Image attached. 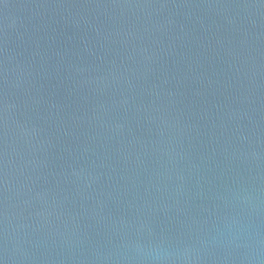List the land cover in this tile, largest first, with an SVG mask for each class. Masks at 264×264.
<instances>
[{
    "label": "water",
    "instance_id": "obj_1",
    "mask_svg": "<svg viewBox=\"0 0 264 264\" xmlns=\"http://www.w3.org/2000/svg\"><path fill=\"white\" fill-rule=\"evenodd\" d=\"M0 264H264V0H0Z\"/></svg>",
    "mask_w": 264,
    "mask_h": 264
}]
</instances>
